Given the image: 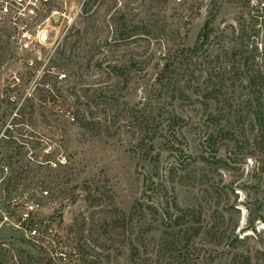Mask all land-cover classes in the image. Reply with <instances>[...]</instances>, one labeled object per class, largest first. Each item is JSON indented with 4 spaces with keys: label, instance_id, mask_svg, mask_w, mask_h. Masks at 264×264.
Listing matches in <instances>:
<instances>
[{
    "label": "rangeland",
    "instance_id": "rangeland-1",
    "mask_svg": "<svg viewBox=\"0 0 264 264\" xmlns=\"http://www.w3.org/2000/svg\"><path fill=\"white\" fill-rule=\"evenodd\" d=\"M210 1L218 5L213 31H223L230 38L231 31L237 35L240 29L252 28L258 34L259 51V45L264 44V0L85 3L82 13L71 22L58 53L69 63L57 61L54 69L65 74L64 81L55 87L68 108L67 116L56 114L54 105L40 90L16 111L9 104L3 80L20 65L0 33V214L6 213L12 221L15 210L24 203H33L38 210L37 222L43 221L37 226L43 235L38 243L25 238L30 223L22 229L1 227L0 264H243L232 262L231 255L241 253L249 256V264H264V230L255 238L248 236L252 239L247 242L249 249L240 244L226 247L224 239L210 241L208 223L203 224L208 217L204 210L185 216L188 243L181 240L169 246L170 234L177 228L164 227L160 212L164 201L147 189V157L132 150L137 138L126 109L149 90L157 54L148 38L122 40L118 30L145 25L156 36L161 30L178 31L185 34L184 44L191 46L204 27ZM72 45L75 49L70 51ZM58 54L55 60L60 59ZM136 64L139 70L132 67ZM258 64L264 68L261 59ZM122 67L129 71L127 78L116 74ZM26 75L24 72L23 77ZM42 82L51 84L53 77L45 75ZM117 87H122L123 95L115 103L111 94L117 92ZM170 156L173 155L167 151L160 152L161 176L170 166L177 167ZM224 156L223 151L218 153L219 159ZM53 163L56 167H52ZM1 167H6V172ZM234 168L237 170L190 163L178 172L179 176L187 174L213 184H226L238 193L237 198H232L227 192L229 204L238 205L240 213L236 226L237 216L223 212L224 221L230 223L228 235L233 234V228L235 234L244 225L247 213L241 205L252 194L244 186L256 182L251 177L250 163ZM175 188L179 204L191 202L192 195L194 198L200 194L198 185L193 190ZM13 200L19 202L17 209L11 204ZM139 206L144 213L157 211L139 219ZM199 221L203 222L201 227L196 225ZM256 226L264 229L263 224ZM48 237L54 242L55 254L49 252L53 245L48 244ZM181 252L187 258H179ZM59 253L65 257H58Z\"/></svg>",
    "mask_w": 264,
    "mask_h": 264
},
{
    "label": "trees",
    "instance_id": "trees-1",
    "mask_svg": "<svg viewBox=\"0 0 264 264\" xmlns=\"http://www.w3.org/2000/svg\"><path fill=\"white\" fill-rule=\"evenodd\" d=\"M87 2L94 5L96 0ZM210 6L204 27L191 46L184 44L185 34L178 31L161 30L156 36L145 25H129L118 30L117 35L122 40L148 38L157 54L153 58L154 78L149 90L128 107L126 113L132 120L137 138L132 150L140 152L142 158L147 157L148 192L158 194L164 201L160 209L164 227L177 228L170 234L168 245L178 244L181 240L187 244L185 216L204 210L208 214L207 222L199 221L196 225L201 227L202 223L205 226L208 223L210 241L218 243L224 239L226 247L240 244L239 247L249 249L247 242L264 230L256 226L264 225V68L258 64L259 59L264 61V44L256 50L258 34L252 28L248 31L240 29L237 35L231 31L230 38L223 31L214 32L212 21L218 5L210 1ZM73 45L70 51L75 49ZM58 56L61 60L54 58L52 61L54 69L58 67L57 61L69 63L62 53ZM132 67L139 70V64ZM128 72L122 67L116 74L127 78ZM55 85L51 83L48 89L40 91H44L47 100L54 105L56 114L67 116L68 108ZM116 91L111 94L115 103L123 95L122 87H117ZM163 151L172 154L170 157L177 165L176 168L170 166L165 176L159 171L160 152ZM220 151L225 154L223 160L218 157ZM246 162L252 165L251 177L256 182L244 186L252 193L248 202L241 205L247 213L244 225L235 234L233 228V234L228 235L230 223L224 221L223 212L237 216L236 226L240 213L238 205L229 204L227 194L237 198L238 193H233V187L226 184H213L210 180L194 179L187 174L179 176L178 172L184 171L190 163L237 170L234 167ZM198 170L202 171L201 168ZM205 183L208 185L202 187ZM197 185L200 194L194 198L192 195L191 202L186 204L177 203L175 186L193 190ZM243 197L248 199L249 195ZM145 208L149 209V206ZM155 211L157 209H153V213H144L139 206L137 216L143 219L145 214L155 215ZM226 220L232 222L229 218ZM197 233L193 232V235ZM49 243L53 245L50 254L56 253L50 238ZM231 256L232 262L249 264L248 255ZM179 258H187V255L181 252Z\"/></svg>",
    "mask_w": 264,
    "mask_h": 264
},
{
    "label": "built area",
    "instance_id": "built-area-1",
    "mask_svg": "<svg viewBox=\"0 0 264 264\" xmlns=\"http://www.w3.org/2000/svg\"><path fill=\"white\" fill-rule=\"evenodd\" d=\"M87 0H0V33L7 40L15 62L20 65L17 71L10 72L3 80L6 100L19 109L27 101L34 98L40 89H48L42 84V78L53 77L56 85L64 81L65 74L54 72L52 61L60 50L71 22L82 13ZM56 15V19L53 16ZM27 75L23 77V73ZM12 115H15L12 113ZM59 165L63 161L57 160ZM56 163L52 167H56ZM6 172V167H1ZM46 196V192H42ZM16 206L19 202L12 201ZM37 206L24 203L15 210V218L10 221L9 215L0 214V228H23L31 224L25 231V238L38 243L43 238L37 226ZM55 254V253H54ZM58 257L65 255L59 253ZM53 258V257H51Z\"/></svg>",
    "mask_w": 264,
    "mask_h": 264
},
{
    "label": "water",
    "instance_id": "water-1",
    "mask_svg": "<svg viewBox=\"0 0 264 264\" xmlns=\"http://www.w3.org/2000/svg\"><path fill=\"white\" fill-rule=\"evenodd\" d=\"M53 19H54V20L56 19V15L53 16Z\"/></svg>",
    "mask_w": 264,
    "mask_h": 264
}]
</instances>
